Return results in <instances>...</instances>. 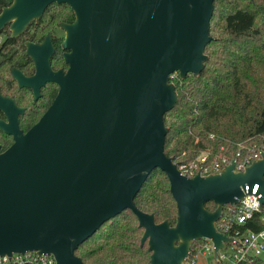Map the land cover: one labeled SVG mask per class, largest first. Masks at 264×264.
<instances>
[{
	"label": "water",
	"instance_id": "obj_1",
	"mask_svg": "<svg viewBox=\"0 0 264 264\" xmlns=\"http://www.w3.org/2000/svg\"><path fill=\"white\" fill-rule=\"evenodd\" d=\"M216 0H12L0 11V32L8 25L20 36L52 3L75 14L62 23L69 64L53 71L54 45L26 41L36 73L13 67L19 86L36 99L47 81L59 84L51 106L27 131L20 127L24 108L0 91V127L13 143L0 146V255L36 251L56 264H86L76 254L108 220L130 209L148 242L149 264H182L192 245L210 238L215 256L225 241L216 222L227 204H238L260 184L264 205V150L243 171L235 162L221 172L181 173L166 153L170 133L166 114L179 100L171 75H200L213 39ZM155 168L166 172L177 204L176 223L157 222L136 198ZM217 204L209 210L206 203Z\"/></svg>",
	"mask_w": 264,
	"mask_h": 264
},
{
	"label": "trees",
	"instance_id": "obj_2",
	"mask_svg": "<svg viewBox=\"0 0 264 264\" xmlns=\"http://www.w3.org/2000/svg\"><path fill=\"white\" fill-rule=\"evenodd\" d=\"M11 1L0 0V11ZM53 6L69 7L65 3H52L42 19L48 17ZM66 14L62 17L66 18ZM6 33L0 54L7 63L17 64V49L22 48L25 53L24 41L28 37L26 33L12 37L8 29ZM210 33L213 39L205 51L209 58L200 75L189 74L182 79L177 74L171 78L179 95L177 105L166 114V125L170 128L166 153L173 158L185 152L184 157L191 160L201 150L217 151L230 141H245L264 149V0H216ZM30 38L39 37L30 35ZM0 73L9 76L8 69H0ZM11 87L7 84L8 89ZM9 142L10 138L4 140L5 145ZM136 203L141 210L154 212L157 222L170 219L173 225L176 223L177 204L168 175L162 169L153 170ZM206 207L215 210L217 204L209 201ZM224 210L227 213L226 205ZM143 232L137 216L127 209L105 222L79 246L76 254L86 264H149L148 242L141 247ZM200 241H195L192 247ZM242 264H264V261L255 259Z\"/></svg>",
	"mask_w": 264,
	"mask_h": 264
},
{
	"label": "built area",
	"instance_id": "obj_3",
	"mask_svg": "<svg viewBox=\"0 0 264 264\" xmlns=\"http://www.w3.org/2000/svg\"><path fill=\"white\" fill-rule=\"evenodd\" d=\"M177 74H172L171 78ZM263 150L245 141H230L217 151L210 148L201 150L191 160L184 157L185 152L177 158H172L182 174L193 177L196 174L219 173L232 161L235 162V171H243L261 157ZM259 188L260 184L256 183L250 191V185H246L245 195L240 202L226 205L227 213H223L216 226L230 241H225V248H220L217 256L213 241L210 238H202L194 248L192 247L191 254L182 264H199L200 259L207 255L212 257L215 264H242L255 259L264 261V205L260 208L261 194H257ZM248 223L251 226H248ZM259 226L261 228L257 229ZM0 264H56V259L53 255L39 254L36 251L13 252L11 255H0ZM208 264L212 262L208 261Z\"/></svg>",
	"mask_w": 264,
	"mask_h": 264
},
{
	"label": "flooded vegetation",
	"instance_id": "obj_4",
	"mask_svg": "<svg viewBox=\"0 0 264 264\" xmlns=\"http://www.w3.org/2000/svg\"><path fill=\"white\" fill-rule=\"evenodd\" d=\"M65 12H67L65 16L66 18H63L62 15ZM42 17L37 21L31 22L25 29V31L21 34L23 35L24 33H26L28 38L24 41L25 53H22L24 49H17L18 53L15 56L18 61L17 64H15L14 62L7 63L4 59V55L0 54V69L9 70V76L7 74L0 73V91L3 95L13 98L19 107L24 108V113L19 115L20 127L24 131H27L29 128H31L42 117V115L53 103L60 88L57 82L47 81L40 88V96L36 99V95L32 87L19 86L18 81L13 77L12 74L13 67L20 69L26 76L34 75L37 70L33 59L30 55L27 54L25 45L26 41L42 42L46 38V36L50 34L52 43L54 45V52L51 58L52 70H63L64 72H66L69 68V64L66 62L64 57L65 49L62 47V42L66 36V30L62 27L61 24L72 23L75 20L73 9L70 6L67 9L53 6L49 12L48 17L45 19H42ZM58 18L60 19L57 20ZM6 29L9 30L8 25L0 32V44L4 42V39L7 36ZM30 35L32 37L35 35L39 38L31 39ZM22 58L23 61L19 62V60ZM7 84H10L12 86L11 89L7 88ZM1 119L7 120V115L2 110H0V120ZM30 119H35V121L31 122ZM29 122L31 123L29 124ZM7 136H9L8 138H10V142L9 144L5 145L4 140H8V138H6ZM12 143L13 136L5 132L0 127L1 151H4Z\"/></svg>",
	"mask_w": 264,
	"mask_h": 264
},
{
	"label": "rangeland",
	"instance_id": "obj_5",
	"mask_svg": "<svg viewBox=\"0 0 264 264\" xmlns=\"http://www.w3.org/2000/svg\"><path fill=\"white\" fill-rule=\"evenodd\" d=\"M208 261L209 262H212V264H215L216 262L212 259V257H210L209 255H207V257H202L200 259V262L199 264H208Z\"/></svg>",
	"mask_w": 264,
	"mask_h": 264
}]
</instances>
